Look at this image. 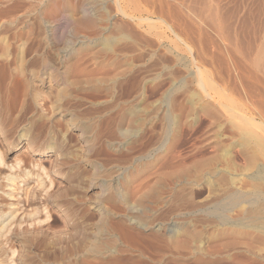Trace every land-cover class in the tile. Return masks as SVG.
<instances>
[{"label": "rangeland", "instance_id": "rangeland-1", "mask_svg": "<svg viewBox=\"0 0 264 264\" xmlns=\"http://www.w3.org/2000/svg\"><path fill=\"white\" fill-rule=\"evenodd\" d=\"M0 9V25H3L0 26L1 45L7 42L19 45L24 43L27 46L26 50L21 49L23 53L48 61L47 65L55 75L59 71L56 80L61 76L57 82L60 89L64 90L69 83L64 90L66 95L64 93L62 98L63 105L65 103L67 106L63 108V127L62 124L57 126L58 136H71L73 139L70 138L69 143H73L75 147L71 144V148L68 143L70 150L73 149L74 154L79 151L82 155L83 143H80L75 129L70 127L68 118L79 111L83 114L75 113L80 118L83 117L78 118L79 122L87 124L93 121L95 133H85L86 136L93 135V139L87 137L90 145L89 159L93 161V165L104 168L102 179H106L104 173L107 170L115 172L112 178L114 183L119 179V195L120 188L123 191L126 188L132 199L136 191L154 186L159 182L161 174L173 169L188 168L192 176V168H210L198 180L172 183L177 191V199L168 194V182L159 183L158 200L150 197L151 202L148 199L142 206L147 207L146 213L150 217L152 215L165 225L175 220L176 227H179V241L188 242L190 247L178 246L177 251L172 252L165 240L160 244L151 238V241H143L138 236L126 234L125 239L120 236L117 241L120 249L118 254L112 255L110 259L103 258L109 252L102 253V258L87 255L78 264H141L139 249L147 260L142 264H264L263 232L251 236L242 234L239 242L235 243L230 235L223 239L213 236L217 227H213V222L210 223L206 218L208 226L194 224V227L203 231L200 241L194 243L184 235L185 230L192 229L193 220L201 217L213 202L223 199L221 183H225L227 179L224 176L227 169L231 168L233 176H239L240 182L244 184L250 181L247 176L264 170V151L262 153L261 149L252 145L245 148L242 145L243 138L237 133L240 126L248 129L252 126V131L256 130L264 137V0H0ZM83 19L88 20L86 22ZM72 38L79 41L75 42ZM21 50L16 48L14 52ZM60 71L66 72L62 75ZM106 75L114 78L118 75L117 81L112 83L113 88L108 90L105 84L109 85V82L101 81ZM86 77H91L92 82ZM94 77H99L101 82ZM48 88H42V91L57 89L54 83ZM124 100L131 110L137 112H130L132 115L126 117L127 121L131 118L129 126L132 128L128 144L121 140L123 138H116L110 132L115 130L112 117L115 116L116 103L125 102ZM68 103L75 106L69 107ZM224 105L228 106V112ZM44 109L46 110V106ZM48 111L50 114V110H46ZM83 112L91 119L87 115L84 117ZM134 114L138 116L135 117ZM64 129L67 131L64 132ZM113 137L115 140H112ZM111 140L113 142L109 143ZM20 147L21 145L12 148L7 153L8 159L20 154L29 155L27 148ZM247 151L250 152L249 155L257 151L255 157L258 158L254 155L248 157ZM79 152L76 155L80 156L77 157L76 169L90 173V167L85 165ZM33 157L48 160L50 164L55 159L54 154ZM250 158L256 160V163L251 162ZM122 168L128 169L126 185L121 183ZM208 175H214L212 178L215 182L218 180L216 183L222 190L216 183L212 186L215 189L209 190L204 179ZM58 176L51 173L49 177L60 181L58 185H63V178ZM81 188H77L78 192L87 199L90 195L95 198L97 189ZM93 198L90 200H94ZM110 203V212L116 220L115 216L123 207V202L118 197ZM50 210L60 217V221H54L51 217L48 219L50 229L48 228L45 237L47 240L58 237V240L63 239L65 233L59 232V229L63 226L66 214L57 208ZM55 228L59 231L56 232ZM151 232L145 231L146 234ZM164 235L162 237L166 239ZM225 242L228 243L227 248L223 246ZM159 244L161 246H157ZM198 244L202 248L200 251L194 250ZM14 245V256L17 251L26 255L22 264H76L70 254L60 258L57 252L50 250L46 254L40 247L24 250L27 247L18 239L14 241ZM213 247H217V251L221 253L212 252ZM215 255L223 256V259L214 263Z\"/></svg>", "mask_w": 264, "mask_h": 264}, {"label": "bare ground", "instance_id": "bare-ground-1", "mask_svg": "<svg viewBox=\"0 0 264 264\" xmlns=\"http://www.w3.org/2000/svg\"><path fill=\"white\" fill-rule=\"evenodd\" d=\"M13 9L14 8H12L11 12L13 11ZM18 12L19 11H17L16 13L17 15ZM11 17L13 18V16ZM87 18L89 19V17ZM87 20L84 21L87 22ZM80 24L82 25V23ZM0 26L1 27L3 26L2 23ZM11 37H13V35ZM73 39L74 38H72V40ZM72 40L70 41L73 43L75 39L73 41ZM108 43L109 42H106V44ZM21 45L13 44L11 42L10 43L7 42L2 45L0 43V49H1V53H0V264H18V263L22 264L25 261L26 255L20 254L18 251L16 256H14L16 252L15 249L16 245H14V241L17 239L20 240L21 243L27 247V248H23L21 246L24 250H27L30 247H40L41 249H43L44 253L46 254H48L50 250H52L53 252H57L58 253L57 255L60 258L65 255L68 256L67 254H70L71 256L74 257V262L73 261L72 262L76 264L79 263V260L81 261L83 260L82 259L83 256L91 255V257L93 256V258H95L96 256L99 257L102 256L101 254L104 252L106 253L109 252V253L103 258L109 257L110 259L112 255H116L120 252V249L117 246L118 245L117 241H119L120 236H124L125 239L126 234L138 236L143 241H148L151 238L153 241H156L160 244L162 243L161 241L165 240V242L168 243L169 248H171L172 252L174 250L176 252L178 246L181 248L190 247L191 245L188 242L179 241L180 238L178 239L177 237L179 232L178 231L179 227L178 226H177L178 228L176 227L177 223L175 220H172L167 225H165L164 223H162L163 221L161 222L160 219H159L160 221H157L155 217H153L152 215L150 217V215L146 213L147 207H142V206L146 203L148 199L150 200V197L155 198L156 201L158 200V188H160L159 186L162 182L166 181L170 184L168 186L169 193L168 192L167 193L170 194V196L172 197L175 196L176 198V196H178L176 194L177 191H175V188L173 187L174 184L171 185L172 183H177L178 181L181 180L183 182H186L190 179H192V181L198 180L199 178L203 177L205 173H208V169L210 168H192V176L188 171L189 170L188 168L173 169L167 173L161 174L160 178H158L159 182H156L154 186H149L146 189H144V191L143 190L136 191V193L134 194L135 196H133L132 199L129 198L126 188L124 191L122 188H120L119 190L120 195H119L118 192L119 179L117 178V180H115L116 183H114V179L112 178L115 172L113 170L108 171L106 169L107 173L106 172L104 173L106 179H102L101 177H103L102 173L104 171L103 170L104 168H100L99 166H96V164L93 165L92 163L93 161L89 159L88 154L90 155L89 153L90 145L88 143V140L91 139L93 135L89 134L86 136L85 133L92 132L95 129L93 126V121L88 120L89 122L87 124L81 121L79 122L78 118H80L79 117L80 115H77L79 111L78 112L74 111L77 114L75 113H73V115L71 114L68 118V122L70 127L72 129H75L76 134L79 137L80 143H83L84 153L81 155L80 154L81 152L77 150L76 151L79 152V155H81V158L82 160H84L85 165L90 167L91 171L90 173L86 172L87 173L86 174L84 170H77L75 164L78 163V162L76 163L78 159L77 157L80 156L76 157L78 153L75 152L76 154H74L72 152L73 149L70 150L72 148L71 144H73V143H69L71 136L63 135L59 137L58 136L59 134H57L58 133L57 131L59 130L57 126L61 125L62 124L61 122L65 120L63 108L66 104L64 103L63 105L64 101L62 102V98H64L63 97L65 93L64 90L69 83L66 84L65 88L63 86H60L63 87L64 90L60 89L58 87L57 82L61 76H59V79L56 80V75H59L57 74L59 73V71L55 75V73H53L49 69V66L47 65L48 61L42 58L33 57L32 55L28 56L27 53H23V51L21 50L23 48H25L24 50H26L27 45H25L24 43H22ZM72 46H69V48ZM16 48L20 49L21 51H19L18 53L14 52V49ZM65 72L60 71L62 75ZM73 74H75V72ZM107 75L103 76L104 78L102 77L101 81L109 82V85L108 83L105 84L107 85L106 88L108 90L109 88H113L111 87L112 83L117 81L116 78L118 77V75L116 78H114V76L108 77ZM99 77H94V78L97 79ZM86 78H88V80L90 78L91 81V77H86ZM95 79H94L95 82H98L97 80L101 82L100 78L97 80ZM51 81H53L52 83L56 84L57 89L56 90L52 89L53 91L47 90V92L42 91L43 90L42 88H48L52 86V83H50ZM74 83L72 82V84ZM75 94H77V92ZM47 98L48 101L46 100ZM46 102L48 103L46 104ZM38 105H40V108H38ZM69 105H70L69 107L73 106L71 104ZM116 105L117 107L114 106L116 107L114 114L115 116L112 117L113 122L115 124V130L110 132L112 133L111 134L112 136H116V138L121 137L123 138L121 140L124 143L128 144L129 143L128 136L130 133H132L131 132L132 128H130L131 126H129L131 123L130 122L131 118H129L128 120L129 123H128L127 116H129V114L131 113L137 114V112L131 110L132 108L130 109L128 102L126 101L125 102L122 101L119 104L116 103ZM220 105H222L221 102ZM44 106H46V110H50V114L49 111L46 112L45 109L44 110L46 113L44 112L43 110ZM227 107L226 106L224 107L226 108L225 110L226 112L229 111L227 110ZM93 109L92 111H94ZM79 113L82 114L81 112ZM86 115L88 116V114ZM86 115L84 117H87ZM133 116H135V114ZM81 118L83 119V117ZM64 122L67 123V121ZM235 122H237V120ZM237 123L240 126L239 121ZM63 124L61 125L62 127ZM243 125L244 123L242 124V126ZM96 126L98 125L96 124ZM103 128L105 129V127ZM251 129L242 128L241 126L237 129L238 135L241 136L244 140V141L242 140V145L245 146V148L246 147L249 148L251 145L257 146L258 150L261 149L263 153L264 151V137H262L263 134L260 135L257 132H255L256 130L252 131ZM64 130H65L64 132L67 131V129ZM100 130H98V132ZM98 132L96 134H98ZM99 133L101 134L102 132ZM87 137H89L88 140ZM114 138L115 137H113L112 140ZM112 140L108 142L112 143L113 142ZM68 143L70 144L71 148L69 147ZM18 145H21L20 149L22 147L27 148L29 155L24 156L18 154L19 156H15L12 159H8L9 156L7 153H9L12 150V148H16ZM73 147H75V145ZM52 149L53 152H51ZM247 152L246 153L248 154V157H250L251 155H254L255 157L257 154L255 151H254L255 153H252L251 151L252 154L250 155H249L250 152L249 151ZM50 154L55 155V159L51 161V164L48 162V160H45L43 158L33 157V155L48 156ZM251 160L252 158H250V161ZM251 164L249 163V165ZM246 169H250V168H246ZM213 170H217V169L213 168ZM213 170L211 172H213ZM121 172H122L121 183L123 185H126L128 183V176H129L128 169L122 168ZM51 173L59 175L58 177L63 178L65 183L63 185H58L60 181H57L56 179H51L49 177ZM222 173H224V171ZM208 176L204 178L205 184L209 186V190L215 189V187L212 188V186H215V183L218 180L216 182L214 181V179L212 178L214 177V175L211 177ZM224 176H227L226 177L227 179L225 183L223 182L221 183L223 184V186L220 185L223 188V193L225 194V195L223 194V199H220V201H216L217 199L214 200L216 202H213L212 205L209 203L211 206L209 208L205 207L206 209L205 211H203L204 212L203 215L201 216L198 214L201 217H198L195 220H193L194 223H192V229L185 230L184 235H186L189 238V240L191 239L192 242L194 243L198 240L200 241L203 235L202 229L200 230L197 229L196 227H194L195 226L194 224L198 223L202 227L208 226L207 223L208 221H205L206 218L209 219L210 223L213 222L211 223L213 227L214 226L217 227V232L215 230L216 233L212 234L213 236H218L219 238L223 239L225 238L226 235H230L233 237L235 243L239 242V237L242 234L247 233L251 236L252 234L253 235L255 233L257 234L258 232L264 233V195H263L264 170H258L256 174L253 173V175L247 176L250 180L248 184L247 183L244 184L243 182H240L241 178L238 175H236L238 177L235 178V176H233V172L231 171V168L226 170V174ZM31 181H32V185H30ZM217 183L216 186L219 187ZM81 187H84L83 189H85L86 187L88 190L97 189L95 193V198H93L91 195L90 197L87 195L89 197L87 199L85 195L81 194V192H78V189ZM222 188L219 187V189L221 190ZM230 188L233 189L231 190ZM214 191L212 192L213 194H215ZM161 192L162 191H160V193ZM118 197L123 202V207L115 216V218H117L115 220L113 219V215L110 212L112 209V208L110 209V206L112 207V204L110 202L118 199ZM90 198H93L94 200H90ZM219 198L221 197L219 196ZM174 202L176 203L175 199ZM113 207L115 208V206ZM51 208H57V210L64 211L63 213L66 214L65 216L67 218L65 217L63 221L61 220L63 222V226L61 227L60 225H58L61 227L59 229L60 231L55 228L56 232L59 231L61 233L63 232L65 233V237L63 239L58 240L59 238L58 237L55 239L52 238L51 240L49 239L47 240V238L45 237L47 230L50 227L48 219L51 217L52 220L54 221H60V217H58L56 214L55 215L52 214L50 210ZM175 208H176V204L174 205V210ZM174 210L172 208V211ZM85 221L88 222L85 223ZM210 223L209 225H211ZM163 229H165V231H163ZM146 230H150L152 232L146 234L145 233ZM52 232H54V229L52 230ZM118 232L120 233L118 234ZM164 234L166 235V239H163L162 237ZM50 237L51 236H49V238ZM128 242L130 243V241ZM160 244L157 246H161ZM227 244L228 243L225 242L223 246L227 248ZM201 249L202 248L200 244L196 245L194 248V250L196 251H200ZM227 250L225 249V251ZM213 251L215 254L221 253L218 252L219 250L217 251V247H213L212 252ZM143 255L144 254L142 250L139 249L138 258L142 261V263L145 262L146 260V257H144L145 255L144 256ZM35 257L37 256L35 255ZM214 258L215 261L213 262L216 263L219 260H222L223 256L215 255ZM56 259L58 258L56 257Z\"/></svg>", "mask_w": 264, "mask_h": 264}]
</instances>
